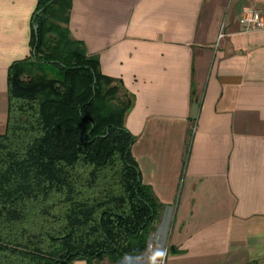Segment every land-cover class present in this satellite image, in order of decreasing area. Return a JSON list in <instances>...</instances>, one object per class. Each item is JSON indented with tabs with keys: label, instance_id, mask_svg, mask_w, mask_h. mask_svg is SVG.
<instances>
[{
	"label": "crops",
	"instance_id": "crops-1",
	"mask_svg": "<svg viewBox=\"0 0 264 264\" xmlns=\"http://www.w3.org/2000/svg\"><path fill=\"white\" fill-rule=\"evenodd\" d=\"M39 0H0V134ZM264 0H72V37L135 96L132 156L161 208L138 257L73 264H264ZM152 244V249L149 245Z\"/></svg>",
	"mask_w": 264,
	"mask_h": 264
},
{
	"label": "trees",
	"instance_id": "trees-1",
	"mask_svg": "<svg viewBox=\"0 0 264 264\" xmlns=\"http://www.w3.org/2000/svg\"><path fill=\"white\" fill-rule=\"evenodd\" d=\"M72 0H39L32 55L8 74L0 134V264L144 254L161 208L132 156L122 81L72 37ZM53 65L61 79L42 74Z\"/></svg>",
	"mask_w": 264,
	"mask_h": 264
},
{
	"label": "built area",
	"instance_id": "built-area-1",
	"mask_svg": "<svg viewBox=\"0 0 264 264\" xmlns=\"http://www.w3.org/2000/svg\"><path fill=\"white\" fill-rule=\"evenodd\" d=\"M241 21L247 33L264 31V11H260L251 5L242 8ZM152 247L150 244L149 249L151 250ZM166 257L167 251L160 258L153 254V259L156 260L157 264H165Z\"/></svg>",
	"mask_w": 264,
	"mask_h": 264
},
{
	"label": "rangeland",
	"instance_id": "rangeland-1",
	"mask_svg": "<svg viewBox=\"0 0 264 264\" xmlns=\"http://www.w3.org/2000/svg\"><path fill=\"white\" fill-rule=\"evenodd\" d=\"M41 71L42 74L49 78L61 79L63 76V74L57 68L53 67V65L44 66Z\"/></svg>",
	"mask_w": 264,
	"mask_h": 264
},
{
	"label": "water",
	"instance_id": "water-1",
	"mask_svg": "<svg viewBox=\"0 0 264 264\" xmlns=\"http://www.w3.org/2000/svg\"><path fill=\"white\" fill-rule=\"evenodd\" d=\"M34 30L37 32V30H38V25H36V26L34 27Z\"/></svg>",
	"mask_w": 264,
	"mask_h": 264
}]
</instances>
